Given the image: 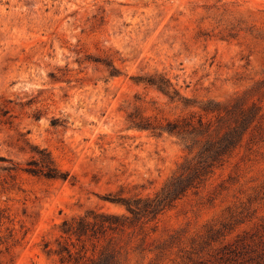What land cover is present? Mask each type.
Wrapping results in <instances>:
<instances>
[{"label": "rangeland", "instance_id": "obj_1", "mask_svg": "<svg viewBox=\"0 0 264 264\" xmlns=\"http://www.w3.org/2000/svg\"><path fill=\"white\" fill-rule=\"evenodd\" d=\"M209 100L259 113L201 188L116 235L123 264H225L227 243L264 264V0H0V264H58L63 220L153 196L192 155L128 115ZM43 153L67 179L26 171Z\"/></svg>", "mask_w": 264, "mask_h": 264}, {"label": "trees", "instance_id": "obj_2", "mask_svg": "<svg viewBox=\"0 0 264 264\" xmlns=\"http://www.w3.org/2000/svg\"><path fill=\"white\" fill-rule=\"evenodd\" d=\"M108 66H111V75L117 74L116 67ZM140 81L156 87L171 99L182 98L171 80L162 74L141 77ZM199 108V112L163 121L140 113L128 115L131 127L149 131L155 136L167 134L178 137L192 156L153 196L111 199L125 206L127 213L89 209L84 214L63 220L57 247L47 251L58 257V264H123L122 249L118 246L116 235L126 229H143L145 224L157 219L190 191L201 188L214 170L239 146L259 113L255 106L247 107L240 102L209 100ZM26 171L47 178H68V173L59 169L49 153L29 161ZM210 237L216 240L214 233ZM46 247H49V243ZM223 249L225 264L234 260V264H245L244 260L236 261L242 253L234 244H224Z\"/></svg>", "mask_w": 264, "mask_h": 264}]
</instances>
